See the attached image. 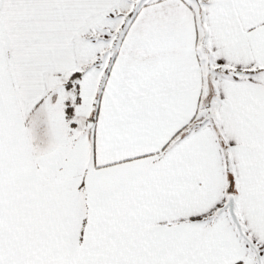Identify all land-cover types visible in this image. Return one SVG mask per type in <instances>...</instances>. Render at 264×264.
<instances>
[{"label":"snow or ice","instance_id":"obj_1","mask_svg":"<svg viewBox=\"0 0 264 264\" xmlns=\"http://www.w3.org/2000/svg\"><path fill=\"white\" fill-rule=\"evenodd\" d=\"M0 264H264V0H0Z\"/></svg>","mask_w":264,"mask_h":264}]
</instances>
